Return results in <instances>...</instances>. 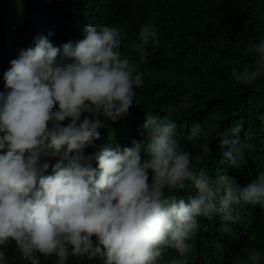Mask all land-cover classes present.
Returning a JSON list of instances; mask_svg holds the SVG:
<instances>
[{"label":"clouds","instance_id":"9594fccd","mask_svg":"<svg viewBox=\"0 0 264 264\" xmlns=\"http://www.w3.org/2000/svg\"><path fill=\"white\" fill-rule=\"evenodd\" d=\"M84 31L83 39L60 47L40 37L4 74L0 249L14 241L30 264H41L39 256H55L65 264L69 255L99 257L102 264H158L165 251L175 249L180 259L171 264H189L200 218L218 216L222 231L230 233L241 201L264 209V173L244 186L228 175L210 177L175 139L178 124L171 113L146 112L143 142L85 155V147L99 139L101 117L116 121L127 115L134 89L144 81L121 52L119 28L103 25L98 31L89 24ZM138 40L127 47L144 63L146 46L160 43L158 29L144 24ZM246 53L254 56V67L233 69L231 76L251 85L264 72V42L250 44ZM191 100L185 95L177 107L187 109ZM202 134V126L193 124L188 139ZM199 147L203 155L197 160H203L211 144ZM220 147L230 165L243 160L239 140L221 139ZM48 157L58 158L54 166ZM50 167L53 174L45 175ZM189 183L196 194L187 201L178 198ZM248 259L259 264L260 253L252 251ZM0 264H6L2 250Z\"/></svg>","mask_w":264,"mask_h":264},{"label":"trees","instance_id":"16d2710c","mask_svg":"<svg viewBox=\"0 0 264 264\" xmlns=\"http://www.w3.org/2000/svg\"><path fill=\"white\" fill-rule=\"evenodd\" d=\"M149 22L158 29L160 43L146 46V61L141 63L127 45L139 42V30ZM89 24L98 31L103 25L120 29L121 52L138 66L144 82L134 89L127 115L116 121L101 117L99 139L85 147V155L105 147H131L134 140L143 142L146 112L161 117L171 113L178 124L175 139L210 177L228 175L244 186L264 173V72L251 85L237 83L231 76L233 69L254 67L255 58L246 48L264 42V0H0V92L5 91L4 74L21 50L34 48L40 37L56 47L75 44L84 38ZM189 94L191 106L179 109ZM193 124H200L203 134L189 141ZM224 138L243 145V160L237 166L223 159L226 149L220 147V140ZM203 143H210L212 151L197 160L203 155L199 147ZM47 159L54 166L58 158ZM93 167L98 168L95 161ZM44 174L52 175V167ZM195 194L190 183L176 193L186 201ZM236 208L238 219L230 233L222 231L220 217L200 218V230L190 241L194 248L189 264H251L252 251L260 253L259 264H264V209L243 201ZM0 250L6 264H30L14 241ZM39 259L41 264H58L55 256ZM175 259H180L179 254L169 249L158 264ZM65 264L102 261L69 255Z\"/></svg>","mask_w":264,"mask_h":264}]
</instances>
